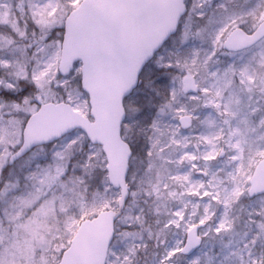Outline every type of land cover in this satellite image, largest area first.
<instances>
[{"label": "snow or ice", "instance_id": "snow-or-ice-1", "mask_svg": "<svg viewBox=\"0 0 264 264\" xmlns=\"http://www.w3.org/2000/svg\"><path fill=\"white\" fill-rule=\"evenodd\" d=\"M175 6L170 30L132 86L138 89L150 69L159 103L150 98L134 110L136 119L121 117V152L113 156L83 129L36 132L54 93L70 96L69 78L79 67L66 68L64 39L56 38L57 23L68 31L71 0H15L13 12L3 11L9 0H0V264H73L74 237L101 218L116 234V217L130 196L134 202L161 171L185 166L207 177L200 181L203 196L226 207L245 198L251 205L239 260L221 264H264L258 246L264 244V0H176ZM169 44L175 51L154 64ZM75 80L82 86V76ZM197 129L203 131L185 135ZM97 169L103 187L92 189ZM142 212L127 217L126 232ZM113 255L108 264H135V246Z\"/></svg>", "mask_w": 264, "mask_h": 264}, {"label": "water", "instance_id": "water-1", "mask_svg": "<svg viewBox=\"0 0 264 264\" xmlns=\"http://www.w3.org/2000/svg\"><path fill=\"white\" fill-rule=\"evenodd\" d=\"M175 5L176 0H81L73 9L67 33L62 35L63 55L67 69H73L76 61L81 63L88 116L74 110L69 102L50 101L51 107L38 121L37 134L52 136L67 128L83 129L97 145L118 156L121 117H126L123 100L133 91L136 73L155 42L170 30L178 15ZM111 224L101 218L74 237L75 246L70 251L73 264L106 263L114 238ZM202 226L193 224L187 229L182 254L189 255L200 247L198 230Z\"/></svg>", "mask_w": 264, "mask_h": 264}, {"label": "rangeland", "instance_id": "rangeland-1", "mask_svg": "<svg viewBox=\"0 0 264 264\" xmlns=\"http://www.w3.org/2000/svg\"><path fill=\"white\" fill-rule=\"evenodd\" d=\"M81 0H71V7L77 5ZM11 7L4 9L5 12H13L15 0H9ZM61 27L57 23L56 38L61 39L62 33L58 31ZM178 44V40L176 42ZM175 48L169 44L165 50ZM175 51V50H174ZM224 59V57H221ZM79 65V62H76ZM79 75V67L73 69L72 78ZM3 74L0 73V78ZM81 89V88H80ZM57 93H54L50 101L58 100ZM56 98V99H54ZM138 93L129 99V102H136ZM67 101L71 106L86 115L89 106L87 105V95L71 85L70 96ZM74 105V106H73ZM203 129H197L195 133L189 132L185 135L197 136ZM46 150V149H45ZM51 149L48 148L47 151ZM87 151V146L85 147ZM216 167H223L218 163ZM175 176L176 178H169ZM185 176L188 178L185 179ZM139 179V176H138ZM207 177L199 172H187L185 169L172 167L171 173L164 170L158 176L144 185L145 191L139 193L133 202L129 197L128 207L123 211L121 217L117 219V238L107 257V263L113 261V254L126 252L129 247L135 246L152 247V255L149 264H221V261H237L240 258V249L243 247L241 241L247 232L245 228L246 211L251 207L247 198L230 204L228 207L223 203H217L203 196L200 181H206ZM130 182H132L130 180ZM133 189L136 183L133 182ZM167 185V186H165ZM154 186V187H153ZM103 187V185H102ZM211 194V193H210ZM141 218L136 223L134 230L126 232L127 224L131 221L127 219L129 215L135 216L140 210ZM193 223H202L204 227L200 230L203 237V245L192 255L182 257L180 249L184 239V233ZM224 227L220 228V225ZM220 228L217 232L216 229ZM264 247V244L258 245Z\"/></svg>", "mask_w": 264, "mask_h": 264}, {"label": "trees", "instance_id": "trees-1", "mask_svg": "<svg viewBox=\"0 0 264 264\" xmlns=\"http://www.w3.org/2000/svg\"><path fill=\"white\" fill-rule=\"evenodd\" d=\"M71 9H73V7H71ZM60 29H61V27L58 28V31H60ZM61 33H63V32H61ZM174 50H175V48H172V47H171V49H168V50H165V48L160 49V52H159L158 56L154 59L153 63L155 64L156 62L160 61V57L167 59L169 57L170 52H172ZM77 77H79V75H77ZM75 78H72L73 79L72 85L74 88H76L77 90L79 89L81 91L80 85H79V83L76 82ZM140 79L142 82L140 83L139 88L134 90L133 94H131L130 96H128L124 99V105L126 107V116H127L126 119H128V118L136 119L137 116H136L134 110L142 104L146 105L150 98H152L153 103H159V101L153 97L152 92L150 91V89L152 88V80L155 79V76L152 73V71L149 69L148 71L145 72V75L143 77H141ZM20 87L25 88V87H27V85L24 82H21ZM55 93H57V95H58L56 98L58 100H62L61 97L63 96V93L61 91H56ZM136 93H138L137 101L130 103L129 99L131 97H133V95ZM56 98H54V99H56ZM64 100L67 101V98ZM168 119L169 118H166V122ZM122 131H123V129H122ZM196 131H194L193 133H195ZM189 132H191V131L190 130L185 131V133H189ZM134 139H136V137H134ZM138 139L143 141L142 136L139 137ZM42 147H44V149H46V150L48 149L46 146H42ZM102 180H103V172L100 169H97L93 175V178L89 181V184L91 185L92 189H95L96 187L102 188ZM131 183H133V182H131ZM132 187H133V184H132ZM116 225H117V222H116ZM117 231H118V226H116V234H114V237H115L114 240L117 238L116 237ZM113 242H112L111 246L113 245ZM152 249H153L152 247H150V248L141 247L139 250L136 249L135 250V264H149L148 261L150 260V257L152 255ZM182 257H184V256H182ZM183 264H185V263H183Z\"/></svg>", "mask_w": 264, "mask_h": 264}]
</instances>
